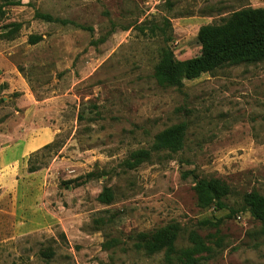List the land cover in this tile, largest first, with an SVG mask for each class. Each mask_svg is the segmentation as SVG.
<instances>
[{
	"label": "rangeland",
	"instance_id": "rangeland-1",
	"mask_svg": "<svg viewBox=\"0 0 264 264\" xmlns=\"http://www.w3.org/2000/svg\"><path fill=\"white\" fill-rule=\"evenodd\" d=\"M247 7L264 9V0L1 7L0 264H160L161 254L136 253L128 236L169 223L180 228L179 245L192 230L209 249L196 264H264L259 225L239 205L244 193L264 196V60L179 89L152 77L165 41L176 60L191 59L201 26ZM180 123L179 151L122 166ZM194 177L228 186L226 208L197 207ZM103 188L108 204L96 201ZM110 238L119 244L103 248Z\"/></svg>",
	"mask_w": 264,
	"mask_h": 264
},
{
	"label": "trees",
	"instance_id": "trees-1",
	"mask_svg": "<svg viewBox=\"0 0 264 264\" xmlns=\"http://www.w3.org/2000/svg\"><path fill=\"white\" fill-rule=\"evenodd\" d=\"M21 0H0L3 6L19 5ZM1 11V10H0ZM50 22L47 15H37ZM153 34H155L152 31ZM39 38L30 36L29 44H35ZM199 54L191 59L178 61L166 41L158 50V59L153 68L152 77L155 83L163 88L179 89L183 80L197 78L200 74L212 73L226 66L255 64L264 60V9L243 8L231 12L216 24L201 26L195 37ZM0 99V103H1ZM185 135L184 124L172 125L153 137L150 149L131 152L122 162L126 170H132L150 158V152H177L182 148ZM48 146H44L46 149ZM35 166L29 165L27 172L32 173ZM88 177V176H87ZM192 187L197 207L211 208L218 211L226 208L225 200L230 189L221 181L213 178L194 177ZM112 199L110 188H103L96 196V201L108 204ZM240 211H245L259 225L258 235L264 244V196L250 191L240 197ZM204 225V224H202ZM180 228L176 223L152 230L138 232L128 236L131 248L146 257L161 254L160 264H196L195 256L209 251L195 231H188L184 244L179 245ZM119 241L110 238L102 244L108 249ZM45 257H50L49 254Z\"/></svg>",
	"mask_w": 264,
	"mask_h": 264
}]
</instances>
